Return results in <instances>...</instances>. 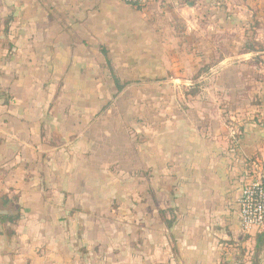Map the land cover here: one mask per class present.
<instances>
[{
	"label": "crops",
	"instance_id": "obj_1",
	"mask_svg": "<svg viewBox=\"0 0 264 264\" xmlns=\"http://www.w3.org/2000/svg\"><path fill=\"white\" fill-rule=\"evenodd\" d=\"M119 4L132 8L0 0V213L21 215L0 237V264L232 262L221 241L243 232L238 201L247 169L264 163V119L149 101L131 134L111 123L104 90L83 85L93 26Z\"/></svg>",
	"mask_w": 264,
	"mask_h": 264
},
{
	"label": "rangeland",
	"instance_id": "obj_2",
	"mask_svg": "<svg viewBox=\"0 0 264 264\" xmlns=\"http://www.w3.org/2000/svg\"><path fill=\"white\" fill-rule=\"evenodd\" d=\"M118 7L115 15L103 16L93 26L88 47L92 75L83 85L106 90L101 114L119 115L111 123L121 121L131 134L147 120L149 101L158 105V113L165 105L185 108L200 102L221 106L229 119H264V0H174L156 9ZM115 79L129 85L120 95ZM244 87L246 91L234 95ZM262 233L235 231L234 239L221 241V253L234 264L255 259L264 264V246L256 248Z\"/></svg>",
	"mask_w": 264,
	"mask_h": 264
},
{
	"label": "built area",
	"instance_id": "obj_3",
	"mask_svg": "<svg viewBox=\"0 0 264 264\" xmlns=\"http://www.w3.org/2000/svg\"><path fill=\"white\" fill-rule=\"evenodd\" d=\"M133 8H148L158 0H117ZM234 133V138L237 137ZM238 211L242 231L252 236L264 230V163L252 164L247 169L246 179L238 201Z\"/></svg>",
	"mask_w": 264,
	"mask_h": 264
},
{
	"label": "trees",
	"instance_id": "obj_4",
	"mask_svg": "<svg viewBox=\"0 0 264 264\" xmlns=\"http://www.w3.org/2000/svg\"><path fill=\"white\" fill-rule=\"evenodd\" d=\"M138 10H143V8H135ZM115 85L117 88V94L120 95L123 93L126 87H128V84H122L121 81L118 79H115ZM21 219V215L15 214L13 216H7V215H1L0 214V237L6 235V236H13L15 233L11 229H7V224L10 225H16L17 222ZM262 246H264V233L257 236V245L256 248L259 249ZM222 264H234L230 261H225ZM252 264H259L258 261L255 259Z\"/></svg>",
	"mask_w": 264,
	"mask_h": 264
},
{
	"label": "water",
	"instance_id": "obj_5",
	"mask_svg": "<svg viewBox=\"0 0 264 264\" xmlns=\"http://www.w3.org/2000/svg\"><path fill=\"white\" fill-rule=\"evenodd\" d=\"M1 214V213H0ZM7 213H4V215H6Z\"/></svg>",
	"mask_w": 264,
	"mask_h": 264
}]
</instances>
